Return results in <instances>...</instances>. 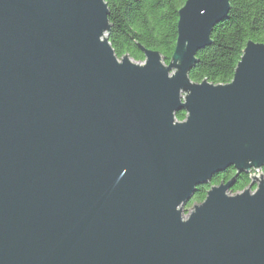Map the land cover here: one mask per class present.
<instances>
[{
  "label": "water",
  "instance_id": "1",
  "mask_svg": "<svg viewBox=\"0 0 264 264\" xmlns=\"http://www.w3.org/2000/svg\"><path fill=\"white\" fill-rule=\"evenodd\" d=\"M229 9L185 0L169 62L138 63L105 0H0V264H264L261 170L183 213L264 166V44L228 83L189 78Z\"/></svg>",
  "mask_w": 264,
  "mask_h": 264
},
{
  "label": "trees",
  "instance_id": "2",
  "mask_svg": "<svg viewBox=\"0 0 264 264\" xmlns=\"http://www.w3.org/2000/svg\"><path fill=\"white\" fill-rule=\"evenodd\" d=\"M110 25L108 41L117 58L128 54L134 61H142L139 48L157 50L168 63L176 41L178 10L185 0H105ZM225 19L210 31L211 44L198 50L197 62L189 71L194 82L206 79L213 84L231 81L247 41L264 44V0H229ZM183 120L184 111L175 113ZM250 183L249 174L231 188L243 190ZM209 184L201 185L185 207L200 203Z\"/></svg>",
  "mask_w": 264,
  "mask_h": 264
},
{
  "label": "flooded vegetation",
  "instance_id": "3",
  "mask_svg": "<svg viewBox=\"0 0 264 264\" xmlns=\"http://www.w3.org/2000/svg\"><path fill=\"white\" fill-rule=\"evenodd\" d=\"M262 169V174L264 176V166L261 168ZM250 172L246 173V172H239V173H236V170L233 166H230V167H227L226 169H224L223 171H220L218 173H215L211 176L209 182H207L206 184H209L210 186H213V185H218L220 184L221 182L223 183H226L227 181L229 180H232V185L229 189V192H231V188L238 184L245 175L249 174ZM250 176V175H249ZM205 185V184H204ZM249 185V184H248ZM209 186V187H210ZM199 187V186H198ZM197 187V188H198ZM208 187V188H209ZM207 188V189H208ZM246 188V187H245ZM241 191V190H240ZM238 192V191H237Z\"/></svg>",
  "mask_w": 264,
  "mask_h": 264
},
{
  "label": "built area",
  "instance_id": "4",
  "mask_svg": "<svg viewBox=\"0 0 264 264\" xmlns=\"http://www.w3.org/2000/svg\"><path fill=\"white\" fill-rule=\"evenodd\" d=\"M260 170H261V172H262V169H261V168L258 169V171H257L256 169H251L249 172H250L251 175H253V173H254V175L257 176V174L260 173ZM262 173H263V172H262ZM249 178H250V177H249ZM262 179H264L263 174H262ZM250 181H251V179H250ZM257 183H258V180H255V184H257Z\"/></svg>",
  "mask_w": 264,
  "mask_h": 264
},
{
  "label": "rangeland",
  "instance_id": "5",
  "mask_svg": "<svg viewBox=\"0 0 264 264\" xmlns=\"http://www.w3.org/2000/svg\"><path fill=\"white\" fill-rule=\"evenodd\" d=\"M138 63H140L141 61H137ZM254 188V187H253ZM186 205V204H185ZM192 206L193 205H190V206H188V207H183V213H185V214H187L190 210H191V208H192Z\"/></svg>",
  "mask_w": 264,
  "mask_h": 264
}]
</instances>
